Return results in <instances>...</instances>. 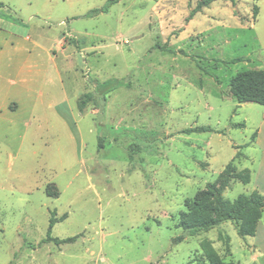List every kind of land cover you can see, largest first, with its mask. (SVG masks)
I'll list each match as a JSON object with an SVG mask.
<instances>
[{
  "label": "rangeland",
  "instance_id": "1",
  "mask_svg": "<svg viewBox=\"0 0 264 264\" xmlns=\"http://www.w3.org/2000/svg\"><path fill=\"white\" fill-rule=\"evenodd\" d=\"M199 1L0 0L2 32L50 48L68 93L48 108L62 94L43 83L30 110L0 118V264H199L207 241L250 264L251 239L233 221L191 236L178 226L186 198L229 162L240 169L257 115L222 98L228 59L258 52L238 26L254 19L253 1L214 0L190 15ZM32 53L43 71L46 53ZM84 93L93 97L80 111ZM202 126L212 131L184 132ZM248 193L231 181L223 196ZM52 211L66 218L51 236L74 241L39 244Z\"/></svg>",
  "mask_w": 264,
  "mask_h": 264
},
{
  "label": "crops",
  "instance_id": "2",
  "mask_svg": "<svg viewBox=\"0 0 264 264\" xmlns=\"http://www.w3.org/2000/svg\"><path fill=\"white\" fill-rule=\"evenodd\" d=\"M253 3L258 6L256 17H254L252 22L245 21L249 26L245 24L238 26L239 29L249 27L253 31L254 38L259 46L258 52L256 51L254 54L247 52L245 55L228 59L226 63H229L230 66L227 67L228 72L224 78L227 82L228 90H226L223 97L221 95L220 97L241 110L251 107V110L257 114L254 123V136L243 148L244 155L241 161L237 163V165L241 163L240 169L236 168L237 170L248 168L251 177L246 184L249 185L250 192L256 190L264 195V105L254 102L239 104L230 93L228 85L230 77L240 70L250 69V67L253 69H264V0L253 1ZM2 31L0 28V118L11 120L12 116L18 113L22 107L30 110V103L32 104V101L34 102L37 97L42 95L41 90L37 89L39 88L37 86L43 83L50 85L55 83L56 89L59 88L61 90V92L59 90L55 92L62 94L60 100L50 101L48 108H51L55 102L68 104V93L66 92L61 73L62 67L58 66L55 57L50 53L52 50L45 48L36 41L30 40L28 35H20L15 33V31ZM21 32H24V28ZM36 48L46 53L47 63L43 71L36 69L35 63L32 61V58H34L32 52ZM237 58L239 61L231 62V60ZM224 61L221 60V62ZM51 64H54V75L48 72ZM222 98L221 100H223ZM244 114L243 122H241L243 127L246 126L245 124L251 116L250 113L245 112ZM243 162L245 164H242ZM246 237L251 239L245 244L249 253V263L264 264V211L257 223L255 234Z\"/></svg>",
  "mask_w": 264,
  "mask_h": 264
},
{
  "label": "trees",
  "instance_id": "3",
  "mask_svg": "<svg viewBox=\"0 0 264 264\" xmlns=\"http://www.w3.org/2000/svg\"><path fill=\"white\" fill-rule=\"evenodd\" d=\"M117 0H108L113 4ZM214 0H200L196 7L190 12V15L201 9V7L210 4ZM234 4L235 0H226ZM257 1V0H253ZM107 7L93 10L94 13L106 12ZM258 6L253 4V16L257 14ZM239 61L233 59L231 62ZM121 81L116 83L104 82L98 84L96 89L101 91L109 90L120 85ZM229 91L235 97L237 102H254L264 105V69H245L236 72L229 79ZM111 86V87H110ZM95 89V90H96ZM92 93H84L77 99V108L83 111L86 104L91 101ZM243 127V124H239ZM239 126V127H240ZM212 131L208 126L188 128L184 132ZM219 133V131H216ZM238 146H235L237 148ZM235 157H240L241 153L236 152ZM250 170L244 168L237 170L236 166L231 162L225 165L223 170L218 174L215 181L207 183L203 189L198 190L192 198L184 200V210L179 213L178 226L181 227L187 235H196L201 231H208L213 227L226 222L233 221L236 225V231L239 236H253L256 231L257 223L264 211V195L254 190L249 194H239L234 200L230 201L223 196L225 189L229 187L231 181H239L246 184L250 181ZM46 193L49 196H56L57 192L46 187ZM66 218V214L59 217L52 216L49 220L46 237L39 244L46 242H54L55 244L67 243L74 241L75 237L57 238L51 236V230L55 222ZM179 237L177 240H181ZM204 259L199 264H238L234 260H223L216 250L207 242L201 245ZM225 253L230 254L229 237L225 238Z\"/></svg>",
  "mask_w": 264,
  "mask_h": 264
}]
</instances>
